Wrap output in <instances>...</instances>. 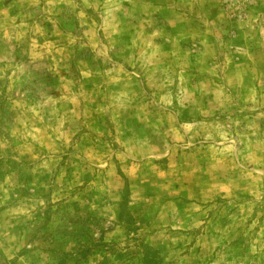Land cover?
<instances>
[{
    "label": "rangeland",
    "instance_id": "rangeland-1",
    "mask_svg": "<svg viewBox=\"0 0 264 264\" xmlns=\"http://www.w3.org/2000/svg\"><path fill=\"white\" fill-rule=\"evenodd\" d=\"M257 26L264 0H0V264H264V66L225 68Z\"/></svg>",
    "mask_w": 264,
    "mask_h": 264
},
{
    "label": "crops",
    "instance_id": "crops-1",
    "mask_svg": "<svg viewBox=\"0 0 264 264\" xmlns=\"http://www.w3.org/2000/svg\"><path fill=\"white\" fill-rule=\"evenodd\" d=\"M263 37L264 29L257 26L254 29H236V35L227 40V46L241 49V54L225 63L226 69L234 70L233 84L245 83L247 79L245 75L250 70L264 66Z\"/></svg>",
    "mask_w": 264,
    "mask_h": 264
},
{
    "label": "trees",
    "instance_id": "trees-1",
    "mask_svg": "<svg viewBox=\"0 0 264 264\" xmlns=\"http://www.w3.org/2000/svg\"><path fill=\"white\" fill-rule=\"evenodd\" d=\"M125 186H126V184H125ZM120 217H121V215H120V213H119L118 218L120 219ZM101 237H102V233L99 232L97 239H90V238H89L90 241H88L87 245H91L93 242H99V243H102V242H101ZM95 240H96V241H95ZM90 242H91V243H90ZM95 244H96V243H95ZM96 245H97V244H96ZM141 247L143 248V251H144V254H142V255H143V258L146 257V256H148V255L154 256V255L156 254L155 250H153V249H151V248H149V247H147V246L145 247V246L141 245Z\"/></svg>",
    "mask_w": 264,
    "mask_h": 264
}]
</instances>
